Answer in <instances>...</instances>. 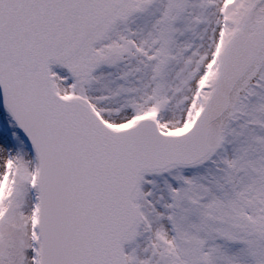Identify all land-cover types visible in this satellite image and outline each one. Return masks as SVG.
Returning <instances> with one entry per match:
<instances>
[{
	"label": "snow or ice",
	"instance_id": "1",
	"mask_svg": "<svg viewBox=\"0 0 264 264\" xmlns=\"http://www.w3.org/2000/svg\"><path fill=\"white\" fill-rule=\"evenodd\" d=\"M0 264H264V0H0Z\"/></svg>",
	"mask_w": 264,
	"mask_h": 264
}]
</instances>
